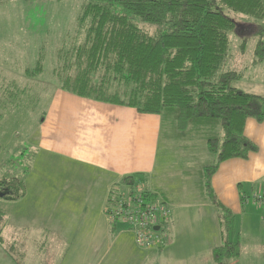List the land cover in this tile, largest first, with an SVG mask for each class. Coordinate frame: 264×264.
I'll return each mask as SVG.
<instances>
[{
	"label": "trees",
	"instance_id": "trees-1",
	"mask_svg": "<svg viewBox=\"0 0 264 264\" xmlns=\"http://www.w3.org/2000/svg\"><path fill=\"white\" fill-rule=\"evenodd\" d=\"M224 9L264 23V0H84L73 31L82 40L71 48L58 49L59 64L52 70L64 91L141 114L160 115L171 132L184 134L188 142H204L215 158L202 169L194 188L222 210L211 177L221 162L246 159L256 150L244 136V125L248 118L264 120V95L234 86L249 66L245 71L227 69L230 34L238 23ZM258 32L262 36L264 28ZM253 53L250 67L264 61L262 38ZM40 61L41 56L34 70H24L25 76L41 74ZM25 86L12 80L4 86L12 107ZM138 181L143 180L127 176L117 185L125 192ZM144 184L142 194L148 197L151 192ZM25 190L19 177L0 178V201L22 200ZM160 194L165 197L164 192ZM108 198L105 206L110 209ZM6 217L8 212L0 207V246ZM230 217L229 213L222 221L227 232L233 227ZM238 255L239 243L225 238L212 249L216 264Z\"/></svg>",
	"mask_w": 264,
	"mask_h": 264
},
{
	"label": "crops",
	"instance_id": "crops-1",
	"mask_svg": "<svg viewBox=\"0 0 264 264\" xmlns=\"http://www.w3.org/2000/svg\"><path fill=\"white\" fill-rule=\"evenodd\" d=\"M255 85L258 84L247 82L242 90L250 92ZM49 102L40 125L54 134L46 132L39 136L40 145L30 159L39 153L49 154L59 160H74L79 170L65 173L62 184L57 183L54 175H35V180L45 178L48 183L35 190L36 195L40 192L41 195L32 198L39 200L35 203L28 200L27 206H18V213L6 208L24 205V199L0 201V207L8 212L2 225L0 264H216L212 249L221 245L226 236L222 230V209L200 195L196 205L216 207V212L208 207L212 230L208 233L207 216L209 223H201L200 236H193L188 227L179 229L177 235L174 232L177 212H171L168 201L173 226L161 248L139 247L126 226H110L103 212L108 191L124 177L153 181L158 162L155 147L158 116L84 100L65 92L52 95ZM141 134H145V140L134 145L133 138ZM244 136L256 150L246 159L221 162L211 177L218 204L242 220L254 214L253 222L244 221L245 228L244 223L232 225L228 240L239 243V255L224 264H264V190L256 191L257 187L264 189V120L248 118ZM249 189L251 195L256 194L254 201L258 205L252 206L255 210L249 207L250 198L245 191ZM156 192L160 194L158 189ZM78 197L87 199L80 204ZM70 213L81 215L69 219ZM198 246L200 251L204 250L202 254L196 253Z\"/></svg>",
	"mask_w": 264,
	"mask_h": 264
},
{
	"label": "rangeland",
	"instance_id": "rangeland-1",
	"mask_svg": "<svg viewBox=\"0 0 264 264\" xmlns=\"http://www.w3.org/2000/svg\"><path fill=\"white\" fill-rule=\"evenodd\" d=\"M83 3L84 0H0V178L4 175L19 177L26 186L24 205H12L6 210H15L18 213L19 207L27 206L28 200L30 203L39 200L32 196L39 197L41 192L36 195L35 190L43 189L44 183L48 182L45 181V178L44 181L35 180V175H54L58 179L57 183L62 184L66 177L65 173L68 175L79 170L78 163L71 159L59 160L57 156L49 157V154L47 158L45 154L39 153L32 160L30 155L40 145V141L39 143L37 141L39 136H44L46 132L51 133L52 136L54 134L53 131L50 132L49 128L41 129L40 125L51 96L58 92L76 96L60 89L57 80L52 76V70L56 64H59L58 49L71 48L82 40L83 36L78 33L75 35L73 31L75 19ZM224 13L238 23L237 28L230 34L229 54L231 56L226 61L227 69L241 71L245 66H249L248 70L244 69V71L246 70L244 77L234 82V86L244 89L247 82L250 84L255 82L258 85H255L254 89L251 87L250 92L264 93V61L250 67L258 39L264 40V33L260 36V32H258L259 29L264 28V23L225 9ZM149 29L153 31V28ZM70 36L71 38H69ZM243 43L244 48L242 49L241 44ZM40 56L42 73L34 78H28L25 76L24 70H34ZM10 80L15 81L18 85L28 86L23 88V95L18 94L20 100L15 107H12L9 98L4 95L3 91L4 86ZM82 99L96 102L87 98ZM156 116L159 118L155 145L158 153L157 170L153 181H138L137 184L143 188L146 182L148 191L151 192L148 194L150 202L157 201L167 205L169 201L171 212L173 214L177 212L174 228L177 235L179 229L188 227L193 236H200L201 223L203 221L209 223V220L205 218L211 214L209 208L216 212V207L207 205L202 208L196 205L199 203V194L194 188V183L201 179L202 169L211 164L215 157L208 151L204 142L201 140L188 142L184 134L176 135L175 131L171 132L168 123L162 116ZM209 134L213 137V131ZM144 140L145 134L137 135L136 139L133 138V143L135 145ZM67 164L72 166L69 167ZM88 170L93 172L92 169ZM29 172L33 175H26ZM58 175L59 177H57ZM86 183L89 185L90 182ZM51 184L54 185L55 182L52 181ZM156 189L167 194L166 199L163 194H158ZM113 190L121 189L117 184H114L108 191L106 199L112 198L110 192ZM258 190L263 191L264 189L257 187L256 191ZM245 191L248 192L250 198L249 207L258 205L254 201L256 194L251 195V189ZM109 198L107 204L110 203L111 199ZM84 199L87 198H76L80 204ZM104 208L109 211L107 205H104ZM103 212L108 223L112 226L114 223L108 218L105 210ZM220 212L222 221H225V216L228 218L230 213L232 225L241 226L240 223H244V221L253 222L254 214L251 218L248 214L242 220L240 216L234 217L230 210L223 209ZM77 215L81 214L70 213L69 219ZM115 224L119 228L127 227V224L123 222ZM211 225L212 218L210 217L208 233L209 229L212 230ZM172 226L173 222L169 217V220L162 226L164 236L172 229ZM242 226L245 228L246 224L244 223ZM222 230L225 232V239L231 240L232 230L227 232L226 224L222 226ZM202 252L204 250L200 251L198 246L196 253L202 254Z\"/></svg>",
	"mask_w": 264,
	"mask_h": 264
},
{
	"label": "built area",
	"instance_id": "built-area-1",
	"mask_svg": "<svg viewBox=\"0 0 264 264\" xmlns=\"http://www.w3.org/2000/svg\"><path fill=\"white\" fill-rule=\"evenodd\" d=\"M111 196L107 216L112 223L127 224V230L133 234L139 247L152 249L164 245L162 226L170 217V210L165 203L150 202L149 198L142 194V186L139 184L126 192L113 190ZM155 226H159L158 231L154 230Z\"/></svg>",
	"mask_w": 264,
	"mask_h": 264
},
{
	"label": "water",
	"instance_id": "water-1",
	"mask_svg": "<svg viewBox=\"0 0 264 264\" xmlns=\"http://www.w3.org/2000/svg\"><path fill=\"white\" fill-rule=\"evenodd\" d=\"M154 230H155V231H158V230H159V226H155V227H154Z\"/></svg>",
	"mask_w": 264,
	"mask_h": 264
}]
</instances>
